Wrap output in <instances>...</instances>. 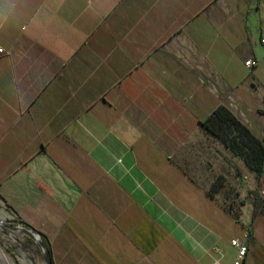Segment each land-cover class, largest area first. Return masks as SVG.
Wrapping results in <instances>:
<instances>
[{
  "label": "crops",
  "instance_id": "obj_1",
  "mask_svg": "<svg viewBox=\"0 0 264 264\" xmlns=\"http://www.w3.org/2000/svg\"><path fill=\"white\" fill-rule=\"evenodd\" d=\"M263 38L264 0H0V198L53 264H264V153L203 127L264 146Z\"/></svg>",
  "mask_w": 264,
  "mask_h": 264
},
{
  "label": "trees",
  "instance_id": "obj_2",
  "mask_svg": "<svg viewBox=\"0 0 264 264\" xmlns=\"http://www.w3.org/2000/svg\"><path fill=\"white\" fill-rule=\"evenodd\" d=\"M203 127L227 146L234 155L243 157L246 165L253 170L258 177H261V159L264 153V146L260 141L253 138L250 131L233 116L226 106H219L214 113L205 120ZM0 199L5 203L2 198ZM40 236L53 258L49 240L42 234H40ZM7 252L13 257L10 249H7ZM15 263L19 264L16 260Z\"/></svg>",
  "mask_w": 264,
  "mask_h": 264
},
{
  "label": "rangeland",
  "instance_id": "obj_3",
  "mask_svg": "<svg viewBox=\"0 0 264 264\" xmlns=\"http://www.w3.org/2000/svg\"><path fill=\"white\" fill-rule=\"evenodd\" d=\"M0 221L3 223L0 224V264H16L15 260L19 264H46L37 245L32 240L9 229V227L19 226V220L1 199ZM50 242L54 243V241ZM7 249L11 250L14 258L9 255Z\"/></svg>",
  "mask_w": 264,
  "mask_h": 264
},
{
  "label": "built area",
  "instance_id": "obj_4",
  "mask_svg": "<svg viewBox=\"0 0 264 264\" xmlns=\"http://www.w3.org/2000/svg\"><path fill=\"white\" fill-rule=\"evenodd\" d=\"M261 43L264 45V38L261 40ZM3 52H4V50L2 48H0V53H3ZM245 65H246L247 69L249 70V72H252L256 63L249 60L245 63ZM247 240H248V232L245 234L243 241H239L237 239L231 241V243H230L231 246L236 249V257H235L232 264H243L244 263V259L247 255V251H248ZM223 257H224V254L221 251V249H219V248L213 249L212 264H221V260L223 259Z\"/></svg>",
  "mask_w": 264,
  "mask_h": 264
},
{
  "label": "water",
  "instance_id": "obj_5",
  "mask_svg": "<svg viewBox=\"0 0 264 264\" xmlns=\"http://www.w3.org/2000/svg\"><path fill=\"white\" fill-rule=\"evenodd\" d=\"M0 224H3V223L0 221ZM9 229L16 233L27 236L30 240H32L37 245L45 263L53 264L51 254L49 250L46 248L44 242L42 241L40 234L36 233V231H34L33 229H30L27 226H24L23 224H20L19 226L15 228L9 227Z\"/></svg>",
  "mask_w": 264,
  "mask_h": 264
},
{
  "label": "bare ground",
  "instance_id": "obj_6",
  "mask_svg": "<svg viewBox=\"0 0 264 264\" xmlns=\"http://www.w3.org/2000/svg\"><path fill=\"white\" fill-rule=\"evenodd\" d=\"M2 222V221H1Z\"/></svg>",
  "mask_w": 264,
  "mask_h": 264
}]
</instances>
